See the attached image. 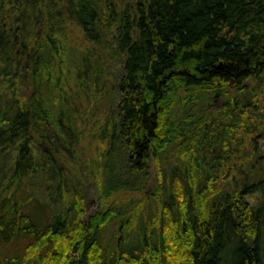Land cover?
Segmentation results:
<instances>
[{
  "label": "trees",
  "instance_id": "1",
  "mask_svg": "<svg viewBox=\"0 0 264 264\" xmlns=\"http://www.w3.org/2000/svg\"><path fill=\"white\" fill-rule=\"evenodd\" d=\"M260 96L264 0H0V264H264V156L250 166L243 137H264ZM100 101L117 110L94 124L109 146L86 220L82 167L57 151L76 158Z\"/></svg>",
  "mask_w": 264,
  "mask_h": 264
},
{
  "label": "rangeland",
  "instance_id": "2",
  "mask_svg": "<svg viewBox=\"0 0 264 264\" xmlns=\"http://www.w3.org/2000/svg\"><path fill=\"white\" fill-rule=\"evenodd\" d=\"M124 2V0H122ZM76 34L74 36H77L78 38H81L83 36V33L81 30H79L78 27H76ZM110 55L113 53V49L110 50ZM109 55V56H110ZM110 79L111 81L115 82L117 81V76L121 74V68L122 63L119 58V56H110ZM22 90L25 94L31 95L33 92H35V87H33L30 83H26L22 85ZM116 93L115 89L113 91ZM261 100H264V96H260ZM224 100L222 98H217L215 100L216 106L223 105ZM105 102L100 101L97 103V109L95 108L96 112L94 115H92V118L87 121V126L84 128L83 136L81 140L76 141L73 143V146L77 150V156L76 158L70 157L68 151H65L63 148V152L58 150L57 152L60 153L59 156L63 159V163L67 165L68 168L72 170V172H75V168L80 166L81 168V175L85 179V190L87 194V212L82 216L84 219L88 220L90 218V215H92L94 212L99 211L102 208V201L99 198L98 193V184L103 181L104 178V171L100 165L101 155L103 150H106L108 148V143L105 139H103L100 134L97 135L99 129L94 128L95 122L99 121H105L108 117H110V114L112 111L117 110L116 103H112L105 107L103 106ZM90 107L89 104H86L85 107L83 106L82 109H85L84 112H87V109ZM95 129V130H94ZM244 131V129L242 130ZM260 132V130H259ZM246 134L244 137V140L246 141V149L252 148V142H255L258 150L255 152V154L249 159L250 166L253 164L257 157L259 155L264 156V137L263 136H257L256 133L248 134L247 132H243ZM247 136V137H246ZM256 138V139H255ZM59 142V141H57ZM60 144V143H59ZM58 145V144H57ZM60 146V145H59ZM62 146V145H61ZM60 146V147H61ZM65 148V147H64ZM66 149V148H65ZM67 150V149H66ZM249 153V152H248ZM248 156V155H247ZM169 161L176 162V159L172 154H166L163 157V164L167 165ZM85 165V166H84ZM240 167V166H239ZM250 167L248 169H245L243 167L237 168L235 171H232L229 176H223L220 180V184L223 187L225 191H231L236 186L238 187L240 183L246 178L250 177ZM156 175L155 171V164L153 163L149 169V174L147 179L148 185H151L154 182V178ZM145 182V180H144ZM146 189L143 190L137 189L136 191H129V190H123L116 194L113 198H106L105 201L110 202V206L114 204H130L133 202V200L136 199H144L146 196ZM261 193L255 192L254 194L251 193L246 198L251 203H257V201L260 199ZM106 204V203H105ZM108 207V208H109ZM151 211L148 209L146 212H144V222L147 220L148 214H150ZM113 231L114 229H109L104 233L105 239H107L109 242V245L113 246ZM137 236V235H136ZM135 236V237H136ZM138 236L136 237V240L134 241V238H131L128 243H125L123 246L126 247H132L133 244L138 243L137 241ZM115 247V246H114Z\"/></svg>",
  "mask_w": 264,
  "mask_h": 264
},
{
  "label": "flooded vegetation",
  "instance_id": "3",
  "mask_svg": "<svg viewBox=\"0 0 264 264\" xmlns=\"http://www.w3.org/2000/svg\"><path fill=\"white\" fill-rule=\"evenodd\" d=\"M225 104V101L223 102V105ZM257 150H258V148H257Z\"/></svg>",
  "mask_w": 264,
  "mask_h": 264
}]
</instances>
